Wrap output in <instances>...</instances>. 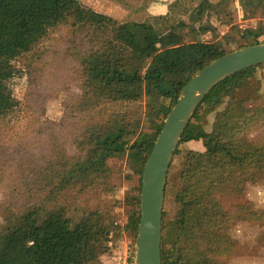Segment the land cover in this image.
Returning a JSON list of instances; mask_svg holds the SVG:
<instances>
[{
    "label": "trees",
    "instance_id": "1",
    "mask_svg": "<svg viewBox=\"0 0 264 264\" xmlns=\"http://www.w3.org/2000/svg\"><path fill=\"white\" fill-rule=\"evenodd\" d=\"M238 10L251 27L236 23ZM263 41L264 0H195L165 30L78 0H0V264H102L109 245L135 244L142 170L180 89L212 60ZM16 60L29 74L21 98L10 88ZM58 97L60 116H46ZM262 127L264 63L204 96L174 154L196 146L179 179L167 172L161 264L264 251V231L251 245L230 234L240 222L264 226V208L246 194L264 182V138H250ZM54 223L84 236H45Z\"/></svg>",
    "mask_w": 264,
    "mask_h": 264
},
{
    "label": "water",
    "instance_id": "2",
    "mask_svg": "<svg viewBox=\"0 0 264 264\" xmlns=\"http://www.w3.org/2000/svg\"><path fill=\"white\" fill-rule=\"evenodd\" d=\"M259 63H264V41L219 56L196 71L180 89L142 170L134 264H161L162 212L167 172L193 112L217 83Z\"/></svg>",
    "mask_w": 264,
    "mask_h": 264
},
{
    "label": "rangeland",
    "instance_id": "3",
    "mask_svg": "<svg viewBox=\"0 0 264 264\" xmlns=\"http://www.w3.org/2000/svg\"><path fill=\"white\" fill-rule=\"evenodd\" d=\"M82 5L93 8L96 11L106 13L111 17L120 20H134V21H147L154 26L161 28L162 30L168 29L170 25L176 22L178 19H187L190 8L195 4V0H78ZM204 5V4H203ZM255 19H244L242 12L237 11L236 23L241 27H251ZM227 29H220L219 33L223 37H227ZM205 41L212 39L210 32H205L201 35ZM44 48L52 45L51 39L43 41ZM28 71L22 64V60H16L13 62V76L10 81V88L15 97L21 98L28 86ZM61 100L58 98L50 99L46 105V116L51 118H58L61 114ZM250 138H264V127L251 131ZM195 143L185 142L179 146V152L173 153L169 177L176 180L179 179V173L183 166L184 154L187 149L195 148ZM115 165L123 167L118 161H115ZM124 187L117 195V198L121 201L120 213L123 217L124 201L123 191ZM246 194L249 199L254 202L255 207L264 208V182L248 185ZM1 198V195H0ZM164 204V203H163ZM166 209V202H165ZM87 228V227H86ZM264 231V226L259 227L250 225L247 222H240L230 230V234L238 239L242 243L251 245L254 242L255 236ZM54 234L65 235L68 241H79L84 236L83 232H70L62 225L54 223L51 229L44 232L45 236ZM128 240L131 245V240L127 237H123L119 242L110 246V253H104L101 255L102 264H113L114 251L122 241ZM126 242V241H125ZM123 242V243H125ZM229 264H264V251L259 255H244L238 257H232Z\"/></svg>",
    "mask_w": 264,
    "mask_h": 264
},
{
    "label": "built area",
    "instance_id": "4",
    "mask_svg": "<svg viewBox=\"0 0 264 264\" xmlns=\"http://www.w3.org/2000/svg\"><path fill=\"white\" fill-rule=\"evenodd\" d=\"M134 256L135 244L131 245L130 241L124 240L114 251L113 264H134Z\"/></svg>",
    "mask_w": 264,
    "mask_h": 264
}]
</instances>
